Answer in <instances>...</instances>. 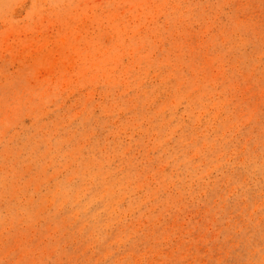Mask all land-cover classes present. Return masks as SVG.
Masks as SVG:
<instances>
[{
  "label": "rangeland",
  "instance_id": "obj_1",
  "mask_svg": "<svg viewBox=\"0 0 264 264\" xmlns=\"http://www.w3.org/2000/svg\"><path fill=\"white\" fill-rule=\"evenodd\" d=\"M0 264H264V0H0Z\"/></svg>",
  "mask_w": 264,
  "mask_h": 264
}]
</instances>
